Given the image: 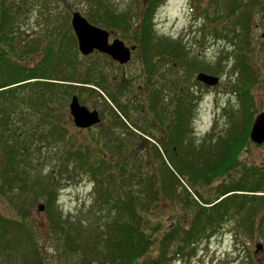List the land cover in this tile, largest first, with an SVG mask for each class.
I'll list each match as a JSON object with an SVG mask.
<instances>
[{
	"label": "trees",
	"instance_id": "trees-1",
	"mask_svg": "<svg viewBox=\"0 0 264 264\" xmlns=\"http://www.w3.org/2000/svg\"><path fill=\"white\" fill-rule=\"evenodd\" d=\"M162 1L147 0L143 14L140 9L137 13L118 10L110 0H92L91 11L87 14V19L92 24L103 28L130 27L135 21L134 18H138V24L148 28L147 32L136 31L133 39L128 37L127 40L134 42L139 50H142L144 64L150 69V86L147 87L150 112L154 117H160L164 136L167 137V140L156 141L157 145L152 144L156 159L159 155L158 144L163 143L166 154H169L172 161L169 166L168 162L163 160V164L170 170L161 169L169 176V181L163 182L162 185L156 178L154 166L135 156L140 149L137 140L142 137L135 133L138 127L134 125L129 106L134 108L139 116H142V113L134 101L131 104L123 101L129 84L125 83L122 77L115 76L110 79L101 67L105 64L104 58L117 67L114 61L105 54L92 53L83 56L79 52L75 34L72 33L74 40L71 44L70 36L62 35L59 31L58 34L62 36L60 45L55 40V45L52 43L44 50L43 58L38 63L32 66L23 64L20 60L21 54H18L17 58L11 56L15 53L16 32L11 21L14 17L9 6L2 3L0 178L3 183L0 190L3 198L9 199L13 209L16 208L19 212V215H16L18 219H15L0 210V246L2 256L9 259L10 264L16 258H19L20 262L14 261L12 264H43L44 251L38 244L33 225L30 224L29 227L26 223L32 216V210L27 207L28 203L36 204L41 199L46 201L50 231L63 240L64 250H71L82 256V264H167L170 260L167 247L162 248L161 253L156 256L148 253L158 239L159 231L163 234L161 241L165 244L172 241L193 242L209 237L211 231L233 213V210L236 211L235 214L247 211L244 218L247 217L250 227L254 228V214L264 209V167L246 171V175L230 184L221 183L216 195H206L204 191L218 179L231 177L239 166L246 146L250 144L252 123L260 112L256 106L254 91L262 81L259 80L261 73L250 57L247 34L254 12L264 17V0H191L196 15L210 20L208 27L212 28V33L218 37L229 38L232 44L231 52L235 55V63L231 71L237 73L233 85L239 98L241 117L240 123L235 122L226 134L217 135V139L214 134H209V137L200 142L191 137L194 104L199 95L181 84L183 77L186 79V75L193 71L227 74L226 65L222 58L218 62L205 63L191 57L183 41L168 37L159 41L154 37L151 39L149 33H152L155 11ZM210 10L215 14L213 18L209 15ZM223 17L225 21L232 18L233 21L228 27L220 29L214 23ZM239 25L242 27L240 35L237 29ZM126 35L127 31L121 35L125 41ZM150 42L157 45H151ZM4 44L10 48H5ZM38 49L39 47L36 48ZM57 49L58 53L55 52ZM30 51L33 49H29ZM95 55V61L84 63L78 60L79 57L84 60ZM163 65L170 69L177 68L178 76L173 80L172 91L176 94L175 100L170 97L167 99L168 104L160 107L164 89L154 84L153 78L157 69ZM80 66L82 72L78 74ZM181 72L187 73L185 75ZM203 87L210 88L204 84ZM75 88L79 90L78 95L74 93ZM86 91L90 96H100L110 113L106 124L98 129L95 127L96 132L92 135L95 147L73 139L70 133L71 124L64 120L67 118L65 107L68 98L77 95L84 101L82 95ZM172 102L175 104L173 110L170 109ZM30 109L35 123L32 125L33 129L27 130L24 127L28 126L26 119ZM15 115H18L19 119L15 127L16 132L10 128L15 123ZM153 124L154 121L147 125L148 130H140L142 136L154 137L150 130ZM117 128L130 132L127 141L124 142L125 139L116 131ZM107 141L116 144L108 145ZM61 143L63 151L57 165L59 168L53 167L47 177H42L41 174L36 177L31 175L28 165L31 164L29 156L32 152ZM69 165L72 167L69 168ZM77 168L90 175L94 183V204L107 214L103 219L104 223L99 225L96 231L92 227L65 218L56 206L63 184V178L60 176ZM185 179L190 181L193 193L183 184ZM20 182L29 185L31 196L27 201L26 197L23 198L16 192ZM178 187L183 188L186 194L184 202L192 208L193 217L190 221L184 219L176 223H185L183 228L172 224L170 230L163 233L161 228L164 223L152 224L153 216L160 215L156 210L160 208L162 199L169 200L181 196ZM145 255L147 257H144Z\"/></svg>",
	"mask_w": 264,
	"mask_h": 264
},
{
	"label": "rangeland",
	"instance_id": "rangeland-1",
	"mask_svg": "<svg viewBox=\"0 0 264 264\" xmlns=\"http://www.w3.org/2000/svg\"><path fill=\"white\" fill-rule=\"evenodd\" d=\"M110 1L118 10L127 11L129 8L131 10L134 6L135 0ZM91 2L92 0H0L1 8L2 3L7 4L14 17L11 21L14 26V31L16 32V34H14L15 53L11 54V56L17 58L16 56L21 54L22 59L19 58L22 60L21 62L26 65L32 66L38 63L43 58L44 50H46L48 46H51L52 43L55 45V40L59 45L62 43V36L58 34L59 31L62 32V35H67V37L70 36L67 31L70 30L71 34L73 33L70 28L73 12L80 11L87 18V14L90 13L92 8ZM134 7L137 12H139V8H137V6ZM195 12L191 0H163L157 5L152 33L154 39L158 41L163 37L183 41L191 57L197 58L201 62H218L219 59L222 58L224 65H226L225 72L227 74L221 73V75H218L221 77V82L213 88L203 87V84L197 81L196 75L198 71L190 72L188 75L185 74L187 72H181V74L184 73L186 75V79L183 77L181 84L186 87V89L190 88L191 91L199 95L194 104V116L191 120L193 133H191V137L194 138L196 142H200L209 137V134H214L216 139L217 135L226 134L227 130L235 122L240 123L239 120L241 117L239 112V98L235 94V86L233 85L236 81L237 73L231 71L235 63V55L231 52L233 50L231 48L232 44L229 42V38L225 39L222 36L218 37L214 35L212 33L213 30H211L212 28L208 27V21L210 22V20L208 18L207 20L204 16L199 17ZM209 15L211 18L215 16L212 10H210ZM134 19V23L130 25L131 28L127 30V35L125 36L127 44L134 43H128L127 40L128 37L133 39V35L136 32L132 26L138 25L136 22L138 18ZM222 19H224V17L214 23L218 25L220 29L228 27L229 23L233 21V18L231 20L227 19L226 21ZM237 29L240 35L242 27L239 25ZM124 32L126 31H122L120 36L123 35ZM263 33L264 17L254 12L253 20L251 21L247 35L250 43V57L255 67L261 73V78H259V80L262 81V84H258L254 91L256 106L260 112L264 110ZM227 34L230 35L231 33L227 32ZM4 47L7 49L10 48L7 44H4ZM37 47H39L38 50H36ZM31 48L33 51L29 52ZM1 52L0 49V54ZM55 52L58 53V49L55 50ZM237 54L238 51L236 55ZM81 58L82 57H79L78 60L84 63L97 60L96 55L89 59L82 60ZM104 60H106L105 64L101 67H103L107 77L110 79L115 76H118V78L122 77L124 82L129 84V89L123 95V101L130 104L134 101L139 107L138 110H141L142 113V116H139L137 111L129 106V110L134 119V125L138 127L137 129L134 128L135 133L142 137L141 139L139 137L137 140L140 149L135 156L141 157L144 163L146 162L154 166L156 178L160 181V185H162L163 182L169 181L168 173L163 172L161 169L167 168L170 170L169 167L163 164V162H165L163 160H166L169 166H171L170 162L172 161L170 160V156L166 154L165 145L160 143L158 144L159 151L157 150L159 155L156 159L153 151V145H157L155 143L156 141L149 138L147 135L142 136V132L140 131L145 129L148 130L147 125L154 121V116L150 112L147 88L146 90L142 87L140 89V86H138L139 84H145V74L146 71L148 72L150 69H146L144 72L143 66H145V64H142L144 62L140 61L138 54H135L132 59L125 64L124 68L114 67L107 58H104ZM157 67H159V62ZM176 71L177 68L172 70L167 65L161 66L159 70L157 69L154 84L156 83L164 89L161 104L159 103L160 107L162 105L166 106L168 104L167 101H169L167 99H170V97L175 100L176 94L171 90V86L172 80L178 76ZM81 72L82 67L80 66L77 73L80 74ZM123 73L127 74L123 75ZM148 86L150 85L148 84ZM78 92L79 90L75 88L74 93L78 95ZM82 97L84 101L79 99L81 104L88 106L91 110L97 109L103 121L94 125L92 129H79L76 127L69 110L72 97L68 98L69 101L65 107L67 118L64 120L71 124L70 133L72 134L71 137H74L73 139H76L77 142L81 144L89 143L91 147H95L96 145L93 142L92 135L95 134L96 128L98 129L106 124L110 114L109 109L104 104V100L98 95L90 96L89 92L86 91ZM172 103L170 104V109L173 110L175 104L174 102ZM58 107L57 109H59ZM27 117L26 122L28 126L24 128L31 130L30 128L33 129L32 125L35 123L31 109ZM14 120L15 123L12 124L10 128H13L15 131L17 122H19L18 115L14 116ZM141 121H143L142 124ZM116 131L125 139L124 142L127 141L130 133L128 130L117 128ZM157 133L159 136H164L165 134L164 131H159ZM110 143L111 145L116 144L115 142L107 141L108 145H110ZM245 149L239 166L235 172L230 175L231 177L218 179L216 183L206 189V191L202 190L204 194L216 195L217 191L221 188L218 187L221 183L230 184L233 181H238L242 175H246V171L264 167V144L257 145L250 140V144L246 146ZM62 151L63 143L60 145L53 144L52 146H45L41 151L36 150L32 152L33 154L29 156V163L31 164L28 165V167H30V170H27L35 177L37 174H41L42 177H47L49 171L53 167L56 169L59 168L57 165L60 162ZM106 157H108V155ZM71 167L69 165V168ZM60 178H63V184L59 190V197L56 202L58 209L63 212L65 218H69L71 221L77 223H82L86 227H92V229L96 231L98 226L104 223L103 219L107 217V214L104 213L98 205L94 204V183L90 175L85 174L77 168L75 171L70 170L69 172H64ZM2 183L0 178V189ZM183 184L193 193L190 189V181L188 179H185ZM29 191V185L27 183L23 184L20 182L19 186L16 187L18 195L23 198L26 197V201L28 197L31 196ZM178 192L181 195L179 198L173 199L172 197V199L169 200L162 199L160 201V208L158 211L156 210L157 214L160 215L153 216L152 224L164 223L161 228L163 233L169 231L172 224L173 226L178 225V227L183 228L185 223L182 225L176 223L184 219L190 221L193 217L192 208L184 202L186 194L183 188L178 187ZM194 196L195 195H193V197ZM40 204L45 205L44 210L39 209ZM46 206L45 199H41L36 204H30L29 202L27 207L29 210H32V216L31 219L26 222L29 224V227L30 224L33 225L32 227L36 232L35 236L38 238V244L44 251L42 258L43 264H82V256L74 251L64 250L63 240L54 232L52 233V231H50L47 224L48 212ZM248 207L251 208L250 205ZM6 209L8 210L5 211ZM0 210H4V213L9 214L12 218L18 219L16 216L19 215L18 210L16 208L13 209L9 199L6 197L3 198L1 190ZM235 212L236 211L233 210V213L224 218L220 222L221 224L218 225L215 230L211 231L209 237L199 240L196 239L193 242L182 243L181 241H172L169 244H165L161 241L163 234L161 235L159 231L157 234L158 239L148 253H152L153 255L151 256H156L158 253H161L162 248L167 247L170 257L167 264H264V209H262L260 213L254 214V228L250 227L248 218H244L247 211H243L240 214H235ZM257 220L259 221L257 222ZM258 243L263 244V249L259 252H257L256 247ZM163 244L165 245L164 247ZM2 255V248L0 246V264H10L11 261ZM146 255L144 257H147ZM151 256L149 255V258ZM14 261L16 263L20 262L19 258H16ZM14 261H12V263ZM89 264L100 263L93 262Z\"/></svg>",
	"mask_w": 264,
	"mask_h": 264
},
{
	"label": "water",
	"instance_id": "water-1",
	"mask_svg": "<svg viewBox=\"0 0 264 264\" xmlns=\"http://www.w3.org/2000/svg\"><path fill=\"white\" fill-rule=\"evenodd\" d=\"M72 26L78 39L79 51L82 55L88 56L97 50L110 55L121 64L128 63L132 59L135 46L126 45L124 40L120 38H116L110 43V32L107 29L92 24L80 11L73 13ZM196 79L210 87L217 86L221 82L220 76L206 72H199ZM69 110L74 124L80 129L91 128L102 121L100 112L97 109L91 110L88 106L81 104L77 95L72 96ZM250 139L256 144H264V110L256 115L252 123ZM39 209L44 210L45 205L40 204ZM256 247L257 252L262 251L263 244L258 243Z\"/></svg>",
	"mask_w": 264,
	"mask_h": 264
},
{
	"label": "flooded vegetation",
	"instance_id": "flooded-vegetation-1",
	"mask_svg": "<svg viewBox=\"0 0 264 264\" xmlns=\"http://www.w3.org/2000/svg\"><path fill=\"white\" fill-rule=\"evenodd\" d=\"M130 6V5H129ZM134 6H137V8H139L140 9V11L144 14V12H145V8H146V6H147V0H135L134 1ZM132 7L131 8V11H133L134 13H137V10L135 9V7ZM131 7V6H130ZM150 7V6H149ZM129 8V7H128ZM128 10H130V8L128 9ZM127 10V11H128ZM76 12V11H75ZM74 13V12H73ZM72 16H73V14H72ZM69 28V27H68ZM71 29H72V32L75 34V31H74V28H73V26H72V18H71V27H70ZM131 28V26L130 27H109V28H105V29H107L109 32H110V36H109V42L110 43H112L116 38H120V39H122V40H124V42L126 43V45H128V46H135L136 48H135V50H133V53H132V57L135 55V54H138V57L140 58V61L141 62H144L143 61V54H142V50H139V48H138V45L137 44H135V43H133V44H127V42L125 41V39L122 37V36H120V34H121V32L122 31H127L128 29H130ZM132 28L133 29H135L134 31H137V32H147L148 31V28H146L145 26H143V25H140V24H138L137 26H132ZM149 32H150V29H149ZM67 33L68 34H70V38H71V40H70V43L72 44V42H73V40H74V38H73V36H72V34H71V32H70V30L69 31H67ZM150 35H149V37L152 39L153 38V36H152V33H149ZM60 35V34H59ZM75 36H76V34H75ZM60 38V37H59ZM76 38H77V36H76ZM77 43H78V39H77ZM129 43V42H128ZM151 43V42H150ZM151 45H157L156 43H151ZM94 54H105V55H107V57H109V58H111L112 59V57L110 56V55H108V54H106V53H103V52H100V51H97V50H95L94 52H93ZM113 60V59H112ZM114 61V64L117 66V67H120V68H124L125 67V64H120L118 61H115V60H113ZM127 64V63H126ZM142 64H144V63H142ZM143 68H144V72L146 71V67L145 66H143ZM173 70V69H172ZM125 74H127V73H123V75H125ZM155 78H156V74L154 75V78H153V80H155ZM145 84H143V85H138V86H140V89H141V87L142 88H144L145 90H146V88L148 87V84L150 83L149 82V79H150V72L148 71H146V74H145ZM156 84V83H155ZM157 85V84H156ZM158 86V85H157ZM158 87H161V86H158ZM174 89V86H173V80H172V86H171V90H173ZM147 93V92H146ZM151 131H152V134L154 135V137L152 138V137H150L149 136V138H151V139H153L154 141H158V140H167V137H165V136H159V134L157 133V132H159V131H163V127H162V123H161V120H160V117H154V124H153V126L151 127V129H150ZM148 138V139H149Z\"/></svg>",
	"mask_w": 264,
	"mask_h": 264
}]
</instances>
